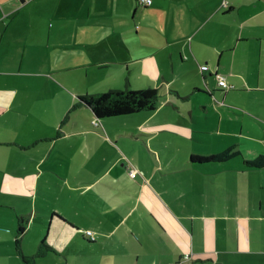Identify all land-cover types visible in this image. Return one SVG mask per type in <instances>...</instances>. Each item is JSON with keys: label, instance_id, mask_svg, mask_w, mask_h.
<instances>
[{"label": "crops", "instance_id": "obj_1", "mask_svg": "<svg viewBox=\"0 0 264 264\" xmlns=\"http://www.w3.org/2000/svg\"><path fill=\"white\" fill-rule=\"evenodd\" d=\"M102 2L0 0V264H264V0H137L127 35ZM125 85L156 109L80 99Z\"/></svg>", "mask_w": 264, "mask_h": 264}, {"label": "trees", "instance_id": "obj_2", "mask_svg": "<svg viewBox=\"0 0 264 264\" xmlns=\"http://www.w3.org/2000/svg\"><path fill=\"white\" fill-rule=\"evenodd\" d=\"M80 99L91 106L97 117H113L136 113L139 111H153L156 109L159 92L155 87L143 89H110L96 95H82ZM237 155H241L234 147L210 155H193L192 161L196 162H222ZM247 167H264V155L255 159L244 160ZM23 227L20 231H23Z\"/></svg>", "mask_w": 264, "mask_h": 264}, {"label": "rangeland", "instance_id": "obj_3", "mask_svg": "<svg viewBox=\"0 0 264 264\" xmlns=\"http://www.w3.org/2000/svg\"><path fill=\"white\" fill-rule=\"evenodd\" d=\"M136 2H137V0H103L102 4H104L105 12H106L105 19H108V18L112 19L114 17L113 11L109 12L111 10V6L109 4H121L122 8H120L118 10L117 19L120 20L119 22L124 24V25H120L119 27L116 26V27H118L120 29L119 30L120 34L127 35V34H131L133 31L136 32V30H134L135 22H134V15H133L134 14V9H135L134 4H137ZM29 4H58V0H30ZM28 12H29L28 14L31 15L30 14V10H28ZM64 13H66V12L58 9V11H56V13H55V16H64L63 15ZM23 14H25V12H23L21 15H23ZM38 16H40V17H49V16H52V15L47 14V13H40ZM115 24L117 25V23H115ZM109 32H111V28L105 27L104 28V33H109ZM58 41L59 42H57V41H51L50 42L51 43V48H54L52 50L53 53L55 55H57L59 58H60V56H64L65 57L66 53H69V56L71 55V57H72L73 56V53H72L73 48H71L70 51L66 50L64 48V46L62 48H59L58 46H55V44H57V43L66 44V42L63 43L60 40H58ZM104 43L106 44V42H104ZM116 43H118V42H116ZM94 51H97L98 53L107 52L106 50L101 48V46L98 45V44H95V46L92 47L87 52H85L82 49V53L85 52V54H87L88 58H90V57L96 58V55H95ZM177 63L179 65L178 60H177ZM93 68H96V67H93ZM90 70H95V69L90 68ZM177 78H178V76H177ZM178 81H179V78H178ZM127 87L130 88V86L125 85L122 89H126ZM132 88L133 89H137L139 87L138 86H133Z\"/></svg>", "mask_w": 264, "mask_h": 264}, {"label": "built area", "instance_id": "obj_4", "mask_svg": "<svg viewBox=\"0 0 264 264\" xmlns=\"http://www.w3.org/2000/svg\"><path fill=\"white\" fill-rule=\"evenodd\" d=\"M153 2V0H141V3L142 5L144 6H149L151 5ZM208 65L207 64H203L201 65V69L203 71H206L208 70ZM217 78H218V84L226 89V90H230V89H233L235 88V85L234 84H230L228 81H227V78L226 76L222 75V74H217ZM128 163L130 164L131 168H130V174L132 177H136L138 175V169L130 162L128 161ZM85 235L90 239V240H96V235L94 233V231L92 230H86L85 232ZM189 258V256H186V259Z\"/></svg>", "mask_w": 264, "mask_h": 264}]
</instances>
